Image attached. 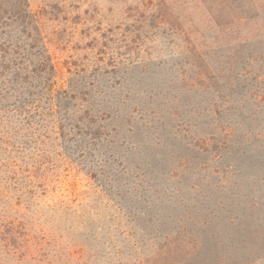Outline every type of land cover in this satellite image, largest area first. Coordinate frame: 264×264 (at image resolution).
Wrapping results in <instances>:
<instances>
[{"label":"rangeland","instance_id":"1","mask_svg":"<svg viewBox=\"0 0 264 264\" xmlns=\"http://www.w3.org/2000/svg\"><path fill=\"white\" fill-rule=\"evenodd\" d=\"M28 2L33 10H44L58 87H66L68 69L95 63L109 72L127 68L133 77L126 81L144 87L137 86L125 133L140 158L155 163L136 181L146 188V204L157 209L143 215L47 213L38 220L35 238L17 240L20 249L3 255L6 264H264V125H256L252 105L240 100L246 106L227 118L232 133L222 142L227 122L221 133L214 132L204 109L229 99L225 78L215 84L208 78L246 54L235 47L234 38L243 29L235 20L239 15L230 29L217 16L220 7L206 0H171V13L158 0ZM256 27H264V21ZM182 34L203 43L196 61L210 75L204 85L211 88L191 87L189 77L196 69L176 65L171 56ZM236 68L233 64L231 73ZM112 83L123 80L115 77ZM219 86L225 91L217 98ZM248 126L252 131L247 132ZM172 134L175 144L161 149ZM213 134L218 140H209ZM158 159L169 170L159 179ZM55 163L51 200L72 209L92 203L88 176L59 159ZM31 212L29 217L39 216Z\"/></svg>","mask_w":264,"mask_h":264},{"label":"trees","instance_id":"2","mask_svg":"<svg viewBox=\"0 0 264 264\" xmlns=\"http://www.w3.org/2000/svg\"><path fill=\"white\" fill-rule=\"evenodd\" d=\"M206 1L220 7L216 15L226 27L232 26L231 20L239 15L235 20L243 29L234 38L235 47L240 53L246 51L245 56L236 57L221 75L213 73L210 77L202 62L196 61L203 43L188 34H182V43L171 56L177 58L176 65L196 69L189 77L191 87H202L208 77L211 84L225 78L228 101H210L213 103L204 108L214 132L219 129L221 133L223 122H227L223 142L232 133L227 118L246 106L239 104L240 100L252 105L250 114L256 125H264V27L252 29L264 21V0ZM158 3L165 12L173 11L171 0ZM44 19V10H33L28 0H0V264H6L5 255L20 249L15 247L17 240L35 238L38 220L47 213L71 211L81 215L86 210L91 214L104 210L108 216L122 211L143 215L148 209H157L153 203L146 204V188L136 181L152 172L155 163L148 165L141 159L133 148L135 143L130 141L133 145L128 146L125 133L137 86L142 91L144 87L137 80L126 81L133 77L131 70L109 72L100 63L68 69L66 87H58ZM248 25L251 26L246 29ZM233 64L238 67L231 73ZM247 73H253V77H245ZM115 77L122 78L123 83L116 86L112 83ZM203 87L211 88L209 84ZM221 87L217 88V98L225 91ZM193 119L198 120V114ZM246 130L252 131V127ZM167 137L162 142L163 150L175 144L177 138L175 134ZM209 140H218L217 135H211ZM58 159L88 176L92 203L77 204L72 209L51 200ZM156 164L161 165L158 179L169 173L164 162L158 159ZM31 209L39 214L35 219L33 215L29 217Z\"/></svg>","mask_w":264,"mask_h":264}]
</instances>
